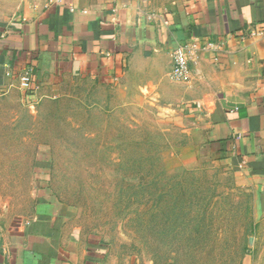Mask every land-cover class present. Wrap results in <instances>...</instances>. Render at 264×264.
<instances>
[{
	"label": "crops",
	"instance_id": "obj_1",
	"mask_svg": "<svg viewBox=\"0 0 264 264\" xmlns=\"http://www.w3.org/2000/svg\"><path fill=\"white\" fill-rule=\"evenodd\" d=\"M264 0H0V95L62 87L73 79L141 72L164 90L169 117L253 193L256 224L245 264H264ZM214 43L188 56L185 78L172 75L179 45ZM27 91V92H28ZM30 214L0 221V264H116L49 184L37 158Z\"/></svg>",
	"mask_w": 264,
	"mask_h": 264
},
{
	"label": "rangeland",
	"instance_id": "obj_2",
	"mask_svg": "<svg viewBox=\"0 0 264 264\" xmlns=\"http://www.w3.org/2000/svg\"><path fill=\"white\" fill-rule=\"evenodd\" d=\"M141 72L0 95V221L28 217L37 158L116 264H245L253 193L169 117Z\"/></svg>",
	"mask_w": 264,
	"mask_h": 264
},
{
	"label": "built area",
	"instance_id": "obj_3",
	"mask_svg": "<svg viewBox=\"0 0 264 264\" xmlns=\"http://www.w3.org/2000/svg\"><path fill=\"white\" fill-rule=\"evenodd\" d=\"M250 34H264V29H261L258 25H254V28L250 31ZM215 47L214 43L206 42L203 45L197 46L191 45H179L173 51V66L172 75L174 78H185L189 72L188 68V56L196 48L210 49ZM19 86L22 90L28 91L31 87V74L29 69H25L19 75Z\"/></svg>",
	"mask_w": 264,
	"mask_h": 264
}]
</instances>
